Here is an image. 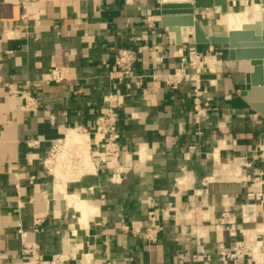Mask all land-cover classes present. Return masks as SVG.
Segmentation results:
<instances>
[{"label": "crops", "instance_id": "0c3cea01", "mask_svg": "<svg viewBox=\"0 0 264 264\" xmlns=\"http://www.w3.org/2000/svg\"><path fill=\"white\" fill-rule=\"evenodd\" d=\"M167 2L32 0L25 10L23 0H0V264H25V241L39 243L45 258L76 255L68 264H173L179 254L185 264L217 263L221 250L264 236V187L249 182L264 171V158L253 156L264 147V116L241 95L252 67L227 54L219 59L224 45L196 44L193 27H163L160 5ZM253 2L259 0H246ZM34 8L43 11L38 20L23 17ZM208 11L222 12L197 9L210 35H220L216 25L227 34ZM189 46L210 53L204 61L210 73L223 71L202 81L207 110L199 123L196 82L186 78L174 88L165 79ZM122 47L141 50L135 69L143 86L130 92L110 78ZM55 67L66 77L47 84ZM11 89L29 93L37 106L26 108ZM118 90L129 93L117 107L118 166L99 159L77 169L57 163L53 178L44 161L54 143L82 127L92 132L79 134L88 145L68 142L94 153L95 120L105 96ZM261 177L264 185V172ZM254 193L257 203H250ZM80 201L91 211L84 227ZM35 216L43 221L34 224ZM156 224L158 238L148 242L143 232ZM255 258L242 255L229 264H264L259 250Z\"/></svg>", "mask_w": 264, "mask_h": 264}, {"label": "built area", "instance_id": "2783aa9c", "mask_svg": "<svg viewBox=\"0 0 264 264\" xmlns=\"http://www.w3.org/2000/svg\"><path fill=\"white\" fill-rule=\"evenodd\" d=\"M32 0H23V8L25 10L29 9V4ZM43 11L41 8H34L31 13H25L23 15L24 18H29L30 15L34 16L35 20L39 19ZM205 14L203 15V18ZM152 26V24H150ZM158 51V49H156ZM141 52L140 49L127 48L122 47L119 48L114 56L113 62V73L110 75L112 80H115L117 84H121L125 87L127 91L130 92L134 87L141 88L143 86L144 75L138 74L135 69V63L138 59V53ZM198 54V51L195 47L189 46L187 53L180 54L181 63L178 68L175 69L174 73H169L165 75L166 82L171 84L174 88H177L181 85L186 78H188V74L185 69V62L187 60V56H190L193 59L192 55ZM196 57H200L199 55H195ZM203 63L197 69V74H195V95H194V109H195V120L196 122H200L201 119L206 115V108L202 105V97L206 94V91L201 89V82L203 81L200 76L202 73H210L209 71H204ZM222 63V62H221ZM220 69V68H219ZM64 69L60 67H55L50 70V76L46 80V83H61L65 79ZM13 94H19L24 99V106L26 108H34L37 106V99L30 95L29 93L22 90H10ZM129 93H123L120 90L112 92L105 96L104 100L107 102V106L102 109L101 113L97 116L95 120V127L93 134L95 135V145L97 150L94 153H91V158L93 161L95 159H99L103 164L109 166L111 168H115L118 166L119 157L121 154V147L119 141L121 139V132L119 130V113L117 111V107L123 102L126 95ZM85 134H91L92 132L87 129H83L82 127L73 128ZM199 133H201L199 131ZM66 135L57 140L51 150L50 156L44 161V167L47 170L48 174L54 176V167L57 163H60L61 166L67 167L70 163L75 169L80 165L82 160V154L80 150L73 146V148H69L67 155L63 158H59V153L62 151V145H64V139ZM38 141H30L28 144L30 146H35ZM57 179V178H56ZM17 189H19V185H17ZM92 189V188H91ZM228 214L224 213L223 217H226ZM43 221L42 216L34 217V224H40ZM161 230V226L156 224L153 226H149L143 232L144 237L148 240V242H156L158 238V234ZM259 244V242L257 243ZM256 246V245H255ZM259 247V246H258ZM255 248V247H254ZM252 250V253L249 252ZM255 249L249 248L243 245L242 241L235 242L229 249H223L220 251L218 256L217 263H210L209 261H204L202 264H229L230 261L238 258L242 255L249 256L250 260L256 261L257 259L254 256ZM22 256L25 260V264H68V261L72 258H76L75 256H68L66 254H62L58 257L54 258H45L40 250V245L36 241H25L22 249ZM262 256V260L264 261V253L259 252ZM205 256V255H203ZM199 258L198 254L193 255V259L197 260ZM173 264H185L183 255L179 254L176 261Z\"/></svg>", "mask_w": 264, "mask_h": 264}, {"label": "water", "instance_id": "95a60500", "mask_svg": "<svg viewBox=\"0 0 264 264\" xmlns=\"http://www.w3.org/2000/svg\"><path fill=\"white\" fill-rule=\"evenodd\" d=\"M264 7V0L258 2ZM219 7L230 10L229 0H193L192 2H167L160 5L161 24L169 31L179 27L194 28V42L198 45H224L230 61H248L252 69L245 75V88L241 95L250 106L264 116V10L260 18L246 23L239 30H229L226 35L212 36L208 25L197 17L201 8ZM176 42L182 43L177 37ZM202 80L217 79L216 73H202Z\"/></svg>", "mask_w": 264, "mask_h": 264}, {"label": "rangeland", "instance_id": "374dc122", "mask_svg": "<svg viewBox=\"0 0 264 264\" xmlns=\"http://www.w3.org/2000/svg\"><path fill=\"white\" fill-rule=\"evenodd\" d=\"M241 2H242V4L238 1V2L235 3V5H231L230 6V10L246 9L248 11L249 15L251 17H254V20L260 18V15H261V11L260 10L257 11L256 8L253 5H251L250 3L248 5V3H246V0H242ZM230 10H228L227 12H229ZM227 12H222V13H227ZM222 13L208 11L209 17L211 18V20L216 21V24H217V19L222 15ZM214 29H215V31L220 33V35H225L226 34V31H225V29L222 26L216 25L214 27ZM191 39H194L193 36H191ZM213 50L216 51V49H213ZM195 55H199L200 57L198 58ZM208 55H210L209 52L208 53H203L202 52V54L200 52H198V54L192 55L193 59H191L190 56H187V60H186V62L184 64V66H185V69H186V73L189 75L188 78L193 79L194 82H195V74H197V69L201 66V63L205 61V57L208 56ZM215 55H217V54H215ZM223 55H226V53H224V51L222 52V55L221 54L217 55V57L220 59V58H223ZM203 66H204V71L208 72V68H207L205 62L203 63ZM174 72H175V69H174V71L172 73H174ZM222 73H223V71H222V67H221L220 70H218L216 74L219 75V74H222ZM202 84H204V83L201 82V87H202L201 89H203V91H206V89H208L207 85H202ZM208 98H209V96H208ZM256 150L257 151L253 152V156H257V157H259V156L261 157L262 156L264 158V155H263L264 154V147H258ZM121 157L122 156L120 154L119 160L121 159ZM231 170H229V173H230ZM263 172H264L263 170H261V172L259 170V173L257 175L254 174L251 177V181H249V182H253V183L258 184L259 186H263L264 187V185H262L263 178L261 177ZM53 178H54V176H53ZM245 179L246 178H244L243 180H245ZM210 183L212 184V182H210ZM251 198L252 199L250 200V203H255V202L257 203L258 198H257L256 194L254 196H251ZM259 198H262V197L259 196ZM261 232H263V231H261ZM249 237L250 238L246 237L245 239L241 240L243 242V245L247 246L249 248H252V249H254L255 245H258L259 246L258 247L259 252L261 251V252L264 253V236L262 234L258 233V234H256V236L255 235L254 236H250L249 235ZM258 242H259V244H257ZM249 252L252 253V250H249ZM252 262H259V261L256 260V261H252Z\"/></svg>", "mask_w": 264, "mask_h": 264}, {"label": "bare ground", "instance_id": "6f19581e", "mask_svg": "<svg viewBox=\"0 0 264 264\" xmlns=\"http://www.w3.org/2000/svg\"><path fill=\"white\" fill-rule=\"evenodd\" d=\"M165 1H168V2H189L190 0H165ZM192 1V0H191ZM253 6L256 8L257 11H263L264 10V7L259 4V3H254L253 2ZM221 15V14H220ZM251 21H254V17H251L248 13V11L246 9H240V10H230L229 12L227 13H224L223 15L220 16L219 18V24L221 25H224L226 26L227 28H229V30H239L242 28V26L246 23H249ZM228 30V31H229ZM227 31V33H228ZM213 59V58H212ZM211 62V60H210ZM71 131V130H70ZM78 134H77V133ZM81 132L77 131L74 129V131H71L69 134H68V138L64 139V145H62V151L60 153H65L63 157H65L67 155V152H68V149L69 148H73V146L77 147L79 150H80V153L82 154V160H81V163L79 166H82V167H85L86 165L90 164L91 162L90 161H93L92 158H91V154H90V151L89 153H85L83 152L82 150V147L80 144L76 143L74 145H72V143L70 144L68 142L69 141H79V142H84L85 145H88V137H84L85 134H83V136L79 135ZM88 149V148H87ZM85 150V149H84ZM87 151V150H86ZM59 153V154H60ZM264 155V154H263ZM90 162V163H89ZM93 163H91L92 165ZM72 165L69 163L67 167H63V168H68V167H71ZM59 167V166H58ZM57 167V170H59ZM89 168V167H88ZM87 168V169H88ZM72 169V168H71ZM90 169V168H89ZM57 170L56 168L54 167V173L55 174H58L57 173ZM86 171V170H85ZM80 172V171H79ZM78 172V173H79ZM91 172V171H90ZM72 173V172H71ZM81 173V172H80ZM73 174V173H72ZM75 174V173H74ZM73 174V175H74ZM71 175V174H70ZM67 177V176H66ZM77 177V176H76ZM59 179V178H58ZM73 179V178H72ZM62 181V180H61ZM58 182V181H57ZM66 183V181H65ZM61 185V184H60ZM66 185V184H65ZM59 189L61 188L60 186L58 187ZM77 196V195H76ZM85 199V198H84ZM72 204V203H71ZM88 205V204H87ZM80 206H81V209L83 210V213H84V216L81 220V224L82 226H87V218L89 217V214L91 211H88L86 210V206H85V203L83 201H80ZM90 206V205H89ZM80 210V209H79ZM77 234V233H76ZM88 243V242H87ZM255 251H254V256L256 255L257 251L256 248H254ZM90 253V252H89Z\"/></svg>", "mask_w": 264, "mask_h": 264}]
</instances>
